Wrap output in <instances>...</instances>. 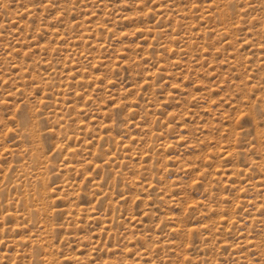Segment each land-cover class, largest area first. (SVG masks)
Listing matches in <instances>:
<instances>
[{
    "label": "rangeland",
    "instance_id": "374dc122",
    "mask_svg": "<svg viewBox=\"0 0 264 264\" xmlns=\"http://www.w3.org/2000/svg\"><path fill=\"white\" fill-rule=\"evenodd\" d=\"M0 264H264V0H0Z\"/></svg>",
    "mask_w": 264,
    "mask_h": 264
}]
</instances>
